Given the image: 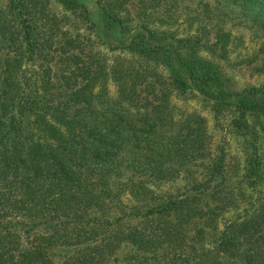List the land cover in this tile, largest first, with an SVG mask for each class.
<instances>
[{"label": "trees", "instance_id": "1", "mask_svg": "<svg viewBox=\"0 0 264 264\" xmlns=\"http://www.w3.org/2000/svg\"><path fill=\"white\" fill-rule=\"evenodd\" d=\"M6 1V10L0 9V264H54L50 250L70 247L79 255L67 258L80 259L90 242L97 244L96 260L125 242L137 255L131 264H201L186 226L193 233L216 232L213 242L243 264H264V212L243 217L244 193L222 190L238 184L230 182L238 174L259 176L260 161L251 171L244 160L242 173L236 168L233 175L228 154L213 143L204 119L195 112L176 115L171 96L185 99L192 86L175 70L165 73L152 64L164 46L148 43V29L141 25L128 42L114 44L102 26L101 43L119 48L120 55L100 69L81 67L76 55L84 33L74 34V24L66 29L69 16L52 11L48 0ZM57 1L63 13L90 18L78 0ZM231 4L264 29V0ZM110 8L103 4L100 11L114 19ZM190 39H180L182 46ZM178 57L193 84H217L218 66L179 51ZM56 58L67 66L54 79ZM108 83L115 86L111 96ZM218 104L234 106L241 116L264 108L245 97ZM184 165L201 170L196 176L167 175ZM161 187L168 196L158 193ZM123 200L132 205L130 212ZM149 215L167 218L154 239L141 227ZM36 227L41 231L31 236ZM19 230L31 238L21 249Z\"/></svg>", "mask_w": 264, "mask_h": 264}, {"label": "rangeland", "instance_id": "2", "mask_svg": "<svg viewBox=\"0 0 264 264\" xmlns=\"http://www.w3.org/2000/svg\"><path fill=\"white\" fill-rule=\"evenodd\" d=\"M78 1L89 9L90 18L82 19L83 16L79 14H75L77 16L75 18L73 15L63 13L57 0H48L52 11L69 16L68 23L65 24L66 29H70L74 24V34L82 35L84 33L83 37L78 38L81 42L77 45L81 51H78L80 53L76 55L81 67L93 64L96 69H100L112 57L120 55L119 48L108 49L101 43L103 36L97 30L102 26L115 39L114 44L118 41L125 44L135 34L137 27L145 26L149 32L148 43L151 46L155 44L164 46L159 52L160 60L152 61V64L165 73L175 70V73L188 79L191 83L192 87L185 99L180 96H171L172 103L177 106L176 115L195 112L204 119V125L208 133L212 135L213 143L220 147L222 153L228 154L229 170L233 175L237 171L236 168L242 173L240 168H242L244 160L249 162L245 166L248 170H251V167L255 168L256 161H260V168L257 171L259 176L238 174L230 180V182L238 184L226 183L222 190L244 193L241 196V202H239L243 217L250 218L264 212L261 210L264 209V108L248 110L245 115L241 116L234 106L218 104V101L234 102L241 97L264 104V29L253 22L243 9L233 6L231 0H203L201 2L199 0ZM6 3V0H0V9L6 10ZM206 3L207 5L204 6ZM103 4L111 6L108 13L113 14L114 19L101 13L100 8ZM47 27L45 26L44 30L47 31ZM97 34L100 35V38ZM70 35L71 33L68 34V36ZM187 37L191 38L190 42H187L188 46L183 47L180 39ZM181 47L182 51H180ZM178 51L218 66L220 78L217 84L211 88L193 84L189 80L187 67L179 60ZM52 65V76L57 79L61 69L66 67L67 63L63 64L62 58H56ZM106 93H109L110 96L115 93V86L112 83L107 84ZM106 93H103L99 99L104 100ZM181 116L179 114L180 118ZM254 147L257 149L254 150ZM181 164H178L176 168ZM176 168L168 170L167 175L169 177L196 176V173L201 170V168L198 171L196 168L187 169L186 165L179 169ZM128 173V170H122L124 176ZM250 178L251 180H249ZM150 179H152L151 176ZM170 189H174L173 185ZM249 189L255 191L250 193ZM167 191L161 187L158 193L168 196ZM122 202L127 205V208L123 210L130 212L132 205L124 200ZM142 209L143 211L147 210L144 207ZM113 210L116 213L115 204H113ZM232 214L230 211L224 217H231ZM152 216H147L141 224V227L144 226L148 229V232L144 230V233L145 235L150 233L149 239H154L157 228L167 223V218L164 215H154L155 219L149 220ZM129 221L138 222L139 225L141 220L139 217H132L131 220L129 218ZM186 230L193 235L191 242L199 248L196 256L198 263L243 264L241 257H232L222 246H218L217 242H213L216 232L206 229L200 233H193L189 226H186ZM40 231L41 228L36 227L30 235H35ZM18 234L21 237L20 249L29 245L31 238H27L28 235L23 234L21 230ZM96 245L94 242H90L82 247L80 259L67 258V256L79 255V252L71 247L63 248L66 250L63 252L51 249V260L54 264H78V260H84L85 264H131V261L137 257L133 254V246L124 242L116 252H109L103 258L96 260ZM143 255L147 254L143 253ZM92 257H96L95 260L92 261ZM145 264L155 263L149 260Z\"/></svg>", "mask_w": 264, "mask_h": 264}]
</instances>
